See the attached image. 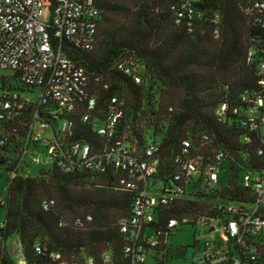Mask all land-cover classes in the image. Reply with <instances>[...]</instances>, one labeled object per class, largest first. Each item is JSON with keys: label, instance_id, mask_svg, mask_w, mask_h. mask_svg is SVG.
I'll list each match as a JSON object with an SVG mask.
<instances>
[{"label": "trees", "instance_id": "obj_1", "mask_svg": "<svg viewBox=\"0 0 264 264\" xmlns=\"http://www.w3.org/2000/svg\"><path fill=\"white\" fill-rule=\"evenodd\" d=\"M184 1L101 0L93 47L82 50L61 41L69 57L89 73L90 91L96 99L88 122L81 121L84 102L73 113L60 116L74 124L70 139L90 145L89 158L100 154L104 140L94 125L104 120L115 97L124 109L115 139L129 144L138 156L148 144L159 142L155 184L185 188L183 196L159 206L155 221L147 225L159 240L151 254L152 264H166L186 251L168 247L166 237L174 230L166 236L163 233L169 219L188 216L193 220L190 224H195L201 217L226 218L227 205L253 200L250 190L242 186V175L264 171V159L258 155V149L264 150L262 128L247 132L230 109L224 121L216 117L223 102L242 108L238 93L259 89L254 66L245 62L249 38L255 34L243 10L247 0H201L191 18L183 11L178 22ZM121 62L139 72L140 84L118 70ZM12 79L15 89H25L16 76ZM1 83L13 88L4 77ZM6 128H19L21 135L25 129L19 124ZM247 133L250 143L243 142ZM184 140L190 141V159L200 170L223 153V186L206 184L198 172L187 182L174 180L180 171L175 160L182 155ZM5 163L0 158V165ZM88 166L87 162L71 172L37 170L27 177L8 179L7 199L1 206L5 218L0 228V264H15L6 251L11 236L18 238L26 264L71 263L82 257L103 264L106 252L113 264H127L119 223L131 215L137 193L120 184L126 178L124 171L106 163L99 168ZM50 201L53 204L45 209ZM86 216L91 221L84 227L74 225L76 219ZM36 245L42 248L40 254Z\"/></svg>", "mask_w": 264, "mask_h": 264}, {"label": "built area", "instance_id": "obj_2", "mask_svg": "<svg viewBox=\"0 0 264 264\" xmlns=\"http://www.w3.org/2000/svg\"><path fill=\"white\" fill-rule=\"evenodd\" d=\"M99 1L101 0H0V70L16 76L19 86L2 87L0 94V158L9 179L16 176H30L33 167L47 171L57 168L71 172L88 162L90 168H99L103 163L124 171L126 178L120 184L137 193L131 205V215L120 221V232L125 244L123 256L127 264H151V254L159 244L148 224L155 221L156 209L168 206L185 193L181 185L167 184L157 186L155 176L160 167L159 142L146 146L143 155L120 139H115L118 123L123 115V103L112 98L108 104L105 118L94 130L103 138L100 154L89 158L90 145L72 141L74 124L60 116L73 113L85 103L86 110L81 115L83 123L91 120L96 99L90 91V75L77 61L63 50L61 41L72 44L82 50H90L95 41L99 23ZM201 0H185L177 14L183 18L195 11V5ZM50 11L49 20L42 19L44 9ZM244 13L251 23L255 34L249 38L245 62L254 66L258 77V91L243 90L238 100L244 107L230 106L223 102L216 110V117L224 121L228 109L241 118V124L247 132L259 131L264 125V0H247ZM217 34V32H215ZM59 41V42H58ZM118 70L140 84L139 72L129 64L121 62ZM105 86L104 88H106ZM227 89V86L225 87ZM27 92L35 97H26ZM21 126L24 134L17 133L19 128L8 130L6 126ZM264 136V135H262ZM205 140L206 136L203 137ZM244 143H250L249 133L243 137ZM264 144V140L262 141ZM189 140L182 142V155L175 161L180 171L174 180L186 182L197 172L208 185L219 182L223 153L216 155V162L206 164L200 170L197 163L190 159ZM258 155L264 159V150L258 149ZM96 163H92V161ZM91 162V163H90ZM242 186L250 190L251 203H231L227 205L226 218L201 217L200 223L207 232L217 235L204 241L202 252L190 263L185 264H264V171H247L242 175ZM4 204L0 200V207ZM44 205L46 209L52 205ZM249 206V207H248ZM91 216L74 221L82 228ZM193 220L184 216L171 218L166 224V232L175 230L179 225L190 224ZM3 227L0 222V228ZM155 233V232H154ZM38 254L42 252L35 246ZM51 258H57L50 254ZM20 261L26 264L19 249ZM103 264H113L110 254H103ZM96 264L91 258L82 257L71 263Z\"/></svg>", "mask_w": 264, "mask_h": 264}, {"label": "rangeland", "instance_id": "obj_3", "mask_svg": "<svg viewBox=\"0 0 264 264\" xmlns=\"http://www.w3.org/2000/svg\"><path fill=\"white\" fill-rule=\"evenodd\" d=\"M50 11L48 8L44 9L42 19L45 21L49 20ZM12 73L7 72L4 70H0V94L2 92V83L1 79L4 77L10 85L13 87L16 86L15 80L12 79ZM7 83V84H8ZM26 97H35V94H31L27 92L24 94ZM262 133H264V125L262 126ZM39 170V167H33L31 169V173L36 172ZM10 175L7 173L6 168L4 165H0V200L6 201L7 199V191H6V183L9 179ZM225 184V178L221 174V177L219 179V186H223ZM249 207V206H248ZM5 218V208H0V222L4 221ZM150 233L157 238V234L154 233V231L150 230ZM217 235V232H207L203 229L202 225L200 223L197 224H184L179 225L173 233H170L166 237V243L168 247L172 248H186V251L183 256H176L173 260L169 261L166 264H185L190 263L194 259L197 258V256L202 252L201 245L204 243V241L208 240L209 238ZM19 249H20V243L16 236H11L6 241V251L8 253V256L10 259L15 263L18 264L20 261L19 258ZM150 263H153V259L150 260Z\"/></svg>", "mask_w": 264, "mask_h": 264}]
</instances>
